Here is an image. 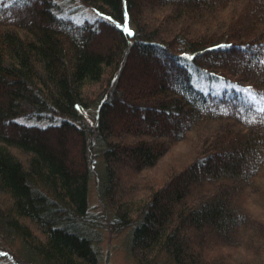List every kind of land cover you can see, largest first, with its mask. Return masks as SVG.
I'll list each match as a JSON object with an SVG mask.
<instances>
[{
	"label": "trees",
	"instance_id": "trees-1",
	"mask_svg": "<svg viewBox=\"0 0 264 264\" xmlns=\"http://www.w3.org/2000/svg\"><path fill=\"white\" fill-rule=\"evenodd\" d=\"M82 1L94 22L54 0H0V231L27 260L98 264L97 162L98 197L131 225L139 261L264 264V107L193 84L264 95V0ZM35 2L31 19L12 16ZM102 24L116 36L101 44ZM245 235L254 260L257 246L223 250Z\"/></svg>",
	"mask_w": 264,
	"mask_h": 264
},
{
	"label": "rangeland",
	"instance_id": "rangeland-1",
	"mask_svg": "<svg viewBox=\"0 0 264 264\" xmlns=\"http://www.w3.org/2000/svg\"><path fill=\"white\" fill-rule=\"evenodd\" d=\"M54 2V4L58 6V9L63 8L64 13L76 21L94 22L96 18V14L92 7L88 6V4L82 0H54ZM40 5H43V3H41ZM36 7L40 10L44 9V5L39 6V4L35 2L31 7L28 8L17 7V9H14L15 11H13L11 14L14 17L16 16V18L26 17L31 19V14L34 13L32 9L36 10ZM133 16H135V14H133ZM98 27L100 29V32L97 33V36L95 37L98 43H108L109 41H111V39L115 38L116 35L115 33H113L114 30L111 27L105 26L103 24L98 25ZM127 27L130 30L131 27L129 24H127ZM132 30L133 29H131V32L133 33ZM193 84L195 87L202 91H208L209 89L211 92L215 93H220L222 91L232 92V90H234L233 92L239 93L241 96L242 94L248 96L249 99L253 100L256 103L257 107H264V95H255V92H253L251 88H240L238 86H234L228 82L221 80H217L216 82L211 81L210 83H205V79L200 77L199 75H196V79ZM92 114L93 110L83 113L84 121L91 123ZM53 121L55 120L53 119ZM40 122L44 124L48 123L47 121ZM93 162H95V159L93 160ZM98 165L99 164L96 162V167H94L92 169V172H90V183L88 191V213L90 212L89 214L92 216V219L91 221H89L91 227L90 229H87V235L91 237L92 245L98 256V264H175L172 258L163 250H157L154 255H149L147 257L149 261L141 262L138 260L140 255L139 253L133 252L130 242L132 230L131 225H125L121 227L118 226L117 223L112 224L108 213L109 209L106 210L107 208H105L104 203L98 197L95 183ZM208 231L209 230L207 229L203 230L205 234ZM245 232L246 231L244 230V233ZM245 237L246 235L244 236L241 245L237 246V248L233 247L235 248V250L233 248L228 249L227 247L223 250H225L226 253L229 252V254H238L239 250L243 247H247L246 249H250V247L257 246V249L253 250L254 252H252V250L248 252L249 260H254V253H258L259 251L258 243H252L249 241L248 244V242H246L245 240ZM21 249L22 248L18 237L10 233L0 231V264H42L38 261L33 262L32 260H27L28 258H24ZM220 250L216 251V254H218ZM207 258L211 259L213 257L209 256ZM248 258L247 262L249 261ZM237 264L243 263L239 261Z\"/></svg>",
	"mask_w": 264,
	"mask_h": 264
},
{
	"label": "snow or ice",
	"instance_id": "snow-or-ice-1",
	"mask_svg": "<svg viewBox=\"0 0 264 264\" xmlns=\"http://www.w3.org/2000/svg\"><path fill=\"white\" fill-rule=\"evenodd\" d=\"M125 32H127L129 35H131V32L129 30V28L127 27V23H125L124 25V29H123Z\"/></svg>",
	"mask_w": 264,
	"mask_h": 264
},
{
	"label": "water",
	"instance_id": "water-1",
	"mask_svg": "<svg viewBox=\"0 0 264 264\" xmlns=\"http://www.w3.org/2000/svg\"><path fill=\"white\" fill-rule=\"evenodd\" d=\"M130 32H131V30H130ZM132 33V32H131Z\"/></svg>",
	"mask_w": 264,
	"mask_h": 264
}]
</instances>
